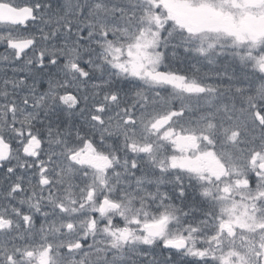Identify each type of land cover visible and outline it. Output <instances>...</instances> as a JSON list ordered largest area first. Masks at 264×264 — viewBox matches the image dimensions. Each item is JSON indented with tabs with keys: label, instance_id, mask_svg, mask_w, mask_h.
<instances>
[{
	"label": "snow or ice",
	"instance_id": "6c2138e0",
	"mask_svg": "<svg viewBox=\"0 0 264 264\" xmlns=\"http://www.w3.org/2000/svg\"><path fill=\"white\" fill-rule=\"evenodd\" d=\"M0 264H264V0H0Z\"/></svg>",
	"mask_w": 264,
	"mask_h": 264
},
{
	"label": "flooded vegetation",
	"instance_id": "af4514ba",
	"mask_svg": "<svg viewBox=\"0 0 264 264\" xmlns=\"http://www.w3.org/2000/svg\"><path fill=\"white\" fill-rule=\"evenodd\" d=\"M3 52V48H0V53H2Z\"/></svg>",
	"mask_w": 264,
	"mask_h": 264
},
{
	"label": "trees",
	"instance_id": "16d2710c",
	"mask_svg": "<svg viewBox=\"0 0 264 264\" xmlns=\"http://www.w3.org/2000/svg\"><path fill=\"white\" fill-rule=\"evenodd\" d=\"M0 48H2V47H0Z\"/></svg>",
	"mask_w": 264,
	"mask_h": 264
}]
</instances>
